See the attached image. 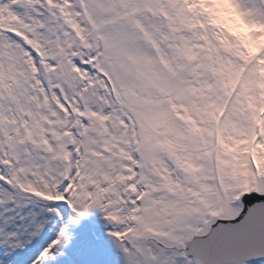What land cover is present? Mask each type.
I'll return each instance as SVG.
<instances>
[{
	"label": "snow or ice",
	"instance_id": "snow-or-ice-1",
	"mask_svg": "<svg viewBox=\"0 0 264 264\" xmlns=\"http://www.w3.org/2000/svg\"><path fill=\"white\" fill-rule=\"evenodd\" d=\"M0 264H264V0H0Z\"/></svg>",
	"mask_w": 264,
	"mask_h": 264
},
{
	"label": "rangeland",
	"instance_id": "rangeland-1",
	"mask_svg": "<svg viewBox=\"0 0 264 264\" xmlns=\"http://www.w3.org/2000/svg\"><path fill=\"white\" fill-rule=\"evenodd\" d=\"M93 219L95 220V219H96V217L94 216V217H93Z\"/></svg>",
	"mask_w": 264,
	"mask_h": 264
}]
</instances>
